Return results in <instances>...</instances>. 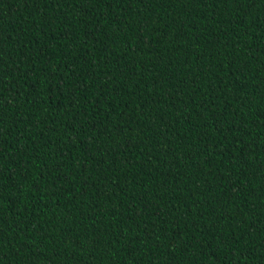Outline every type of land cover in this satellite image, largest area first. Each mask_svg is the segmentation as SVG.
<instances>
[{"label": "trees", "instance_id": "obj_1", "mask_svg": "<svg viewBox=\"0 0 264 264\" xmlns=\"http://www.w3.org/2000/svg\"><path fill=\"white\" fill-rule=\"evenodd\" d=\"M0 264H264V0H0Z\"/></svg>", "mask_w": 264, "mask_h": 264}]
</instances>
